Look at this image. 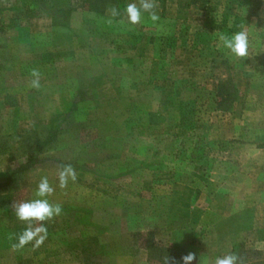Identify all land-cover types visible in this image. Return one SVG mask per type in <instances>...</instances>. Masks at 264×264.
Listing matches in <instances>:
<instances>
[{
	"label": "rangeland",
	"instance_id": "1",
	"mask_svg": "<svg viewBox=\"0 0 264 264\" xmlns=\"http://www.w3.org/2000/svg\"><path fill=\"white\" fill-rule=\"evenodd\" d=\"M102 2L0 0V182L29 152L20 136L64 129L0 188L30 200L46 176L62 212L40 247L13 249L26 224L0 208V264H154L150 230L194 264L240 242L242 264L264 263V0H156L159 19L142 10L135 25L125 8L139 0ZM241 29L244 58L219 38ZM62 163L77 175L65 188Z\"/></svg>",
	"mask_w": 264,
	"mask_h": 264
},
{
	"label": "clouds",
	"instance_id": "2",
	"mask_svg": "<svg viewBox=\"0 0 264 264\" xmlns=\"http://www.w3.org/2000/svg\"><path fill=\"white\" fill-rule=\"evenodd\" d=\"M156 0H139V3H129L125 8L129 23L135 25L141 22L142 10L147 12L153 21L159 19L158 14L154 11L156 8ZM112 15H119L118 10L112 8ZM223 46L230 51L231 54L238 58L248 56L249 36L246 30L234 32L231 35H220ZM31 87H40V72L38 69L31 70ZM57 178L59 187L65 188L69 180L75 182L77 179L76 171L71 163H62L58 166ZM53 186L49 183L46 176L41 177L35 198L30 200L13 201L12 208L17 219L26 224V227L19 234H10L9 240L15 239L12 244L13 249H21L25 245L32 243L34 248L40 247L47 239L48 230L45 222L52 220L55 216H59L62 212V206L58 203H50L47 199L54 192ZM196 258V254L188 252L180 258L182 264H192ZM238 256L234 253H226L218 256L214 260V264H238ZM162 264H180L175 257L165 255L162 258Z\"/></svg>",
	"mask_w": 264,
	"mask_h": 264
},
{
	"label": "trees",
	"instance_id": "3",
	"mask_svg": "<svg viewBox=\"0 0 264 264\" xmlns=\"http://www.w3.org/2000/svg\"><path fill=\"white\" fill-rule=\"evenodd\" d=\"M97 1V4L99 2L103 3L102 0H95ZM99 1V2H98ZM162 2V7L161 10L162 12L164 11V3L165 0H159ZM90 3V2H89ZM92 3V2H91ZM190 6V2H185V4L179 3L180 9H186ZM90 11L98 14L101 16L103 14V8L95 5H91L88 8ZM65 15L69 16V13L71 9L67 8L63 10ZM51 16L53 19H56V14L54 12H51ZM57 22L55 21V26H57ZM152 39V38H151ZM160 39L165 42L166 40L169 41V38L166 37H160ZM219 96L222 97L221 92L219 93ZM72 103L67 106V112L68 113H74L73 108H72ZM38 126H35L31 129L29 134L22 135L20 136V140L23 138L22 143L24 145L29 146V152L26 154L25 160L18 164L15 168H12L8 170L5 180L0 182V188L2 187H8L11 188L12 185L19 179V177L28 169L35 167L41 162V154L44 153L46 150H48L52 145H55L56 142H58L59 137L61 133L64 131L60 127V124H56V126L49 128L44 135H41V133L38 131ZM10 194L8 193H0V208L9 210L14 213L13 208H12V203L10 202ZM152 230L144 234V244L143 247L147 252V259L149 262L154 263V264H162V258L165 255H168L169 257H175L180 264H182L180 258L182 255L187 254V252H183L180 250L173 249L172 247L168 246H162L159 244H156L153 241L152 238ZM244 248V243L240 242L232 247V253L236 254L238 258L240 257V250ZM241 253H244L241 251ZM240 259V258H239ZM238 264H242V261L238 260ZM251 263V262H250ZM249 263V264H250ZM192 264L194 262L192 261ZM254 264H264L263 262H254Z\"/></svg>",
	"mask_w": 264,
	"mask_h": 264
}]
</instances>
